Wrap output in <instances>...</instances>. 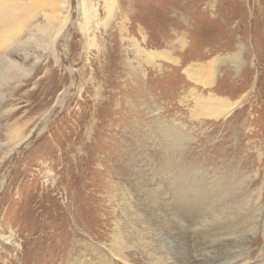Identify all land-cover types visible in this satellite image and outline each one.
Wrapping results in <instances>:
<instances>
[{
  "label": "rangeland",
  "instance_id": "obj_1",
  "mask_svg": "<svg viewBox=\"0 0 264 264\" xmlns=\"http://www.w3.org/2000/svg\"><path fill=\"white\" fill-rule=\"evenodd\" d=\"M209 247L264 264V0H0V264Z\"/></svg>",
  "mask_w": 264,
  "mask_h": 264
},
{
  "label": "bare ground",
  "instance_id": "obj_2",
  "mask_svg": "<svg viewBox=\"0 0 264 264\" xmlns=\"http://www.w3.org/2000/svg\"><path fill=\"white\" fill-rule=\"evenodd\" d=\"M229 253L232 255V258L231 259H238V256H240V253H238L237 251H231ZM213 256H216L215 255V252H213L210 249V247H209L207 250H203L200 253L198 252L195 255V257H193V262H194V264H203V263H201V261H203L205 258H210V257H213ZM224 258H225L224 256L223 257H218L217 260H215L212 264H221V263L222 264H233L234 263V260H231L229 258L228 260L224 261Z\"/></svg>",
  "mask_w": 264,
  "mask_h": 264
}]
</instances>
